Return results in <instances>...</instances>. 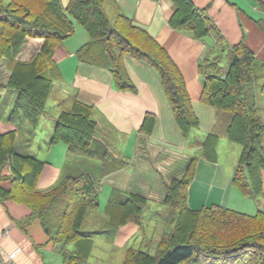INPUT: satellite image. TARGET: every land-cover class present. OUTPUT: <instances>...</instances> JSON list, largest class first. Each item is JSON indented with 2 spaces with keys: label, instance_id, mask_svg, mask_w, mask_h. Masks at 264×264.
<instances>
[{
  "label": "trees",
  "instance_id": "16d2710c",
  "mask_svg": "<svg viewBox=\"0 0 264 264\" xmlns=\"http://www.w3.org/2000/svg\"><path fill=\"white\" fill-rule=\"evenodd\" d=\"M106 2L113 3L117 11L113 22L104 11ZM170 2V27L189 32L198 40L208 35L214 38L198 66L203 77L200 99L217 112L214 130L201 143V154L215 160L221 136L239 144L231 181L244 196L259 197L264 173V119L248 88L258 78L264 93V61L256 59L242 41L227 45L207 7L197 8L191 0ZM71 18L88 36L76 50L79 62L109 70L117 89L133 90L123 56L144 61L158 75L182 136L186 138L198 128L177 65L145 29L118 10L115 0H69L65 7L60 0H0V61L8 60V76L0 83V92L16 91L11 122L30 131L45 113L46 100L61 79L53 53L74 32ZM26 37L42 38L43 42L28 61H17L14 58ZM221 52L225 54V69L220 64ZM91 111L90 105L74 99L59 112L51 142L65 143L73 156L98 160L97 176L86 171L66 176L43 193L37 190L36 182L44 161L15 152V130L0 133V169L8 165L11 172L10 188L0 187V198L26 204L31 213L24 223L37 218L53 242L64 249L72 246V250H65L62 264L83 263L96 235L112 242L120 226H141L147 204V199L136 193L110 197L103 211V229L83 228L89 210L98 208L101 178L128 164L108 151L99 153L90 148L96 132ZM153 122L154 115L145 114L139 131L150 133ZM195 164L196 159L191 158L183 176L166 188L163 202L170 208L169 216L174 212L173 225L162 232L154 251L127 247L121 264H264V210L249 215L216 205L190 209L186 197Z\"/></svg>",
  "mask_w": 264,
  "mask_h": 264
},
{
  "label": "crops",
  "instance_id": "0c3cea01",
  "mask_svg": "<svg viewBox=\"0 0 264 264\" xmlns=\"http://www.w3.org/2000/svg\"><path fill=\"white\" fill-rule=\"evenodd\" d=\"M60 1L65 7L69 0ZM191 1L197 8L207 7L208 15L227 45L242 41L256 59L264 61V0ZM115 3L118 10L132 19L136 26L145 29L177 65L190 97L192 111L198 118V128L186 138L182 136L158 75L144 61L129 55L123 56L124 69L133 90L117 89L109 70L79 62L75 56L78 44H67V41L73 37L82 45L88 36L82 29L75 28L69 37L56 46L53 53L61 73L59 87L62 94L58 97V109L67 108L74 99L90 105L91 117L96 122L90 148L99 150L100 145H105L102 152L108 151L115 158L128 163L126 167L101 178L98 208L102 205L101 210L104 211L110 197H126L129 193L143 195L148 198L147 202L150 200L164 204V183L182 177L188 161L195 158L193 178L187 190L190 208L216 205L249 215L263 209L264 173L259 196L261 199L241 194L231 181L237 164L235 153L239 150L231 147L234 158L224 165L226 157L221 159L218 150L220 140H226L224 136L220 137L216 146L215 160H205L201 154V143L205 135L214 130L217 112L200 99L203 77L198 66L214 44V38L208 35L198 40L189 32L170 27V0H115ZM42 42V38L26 37L18 57L27 60L39 50ZM224 64L222 67L225 69L226 61ZM7 76L8 70L6 75L0 76V83H5ZM145 114L154 115L153 126L148 134L139 131ZM41 117L44 118V114ZM33 129V138L37 139ZM11 130L16 132L14 150L23 154L15 147L18 134L14 123H5L0 117V133ZM224 142L222 145L226 144ZM46 144L42 152L44 165L36 182L37 190L42 193L66 176L76 175L63 168L66 157L71 155L67 145L63 142ZM10 175L9 166L4 165L0 169V187L10 188ZM30 213L31 209L26 204L0 198V264H6L4 261L10 257L15 264H62L67 249L50 239L37 218L24 223ZM102 221L103 217L99 222L101 227ZM137 228L138 225L134 223L120 226L114 241L130 238Z\"/></svg>",
  "mask_w": 264,
  "mask_h": 264
},
{
  "label": "rangeland",
  "instance_id": "374dc122",
  "mask_svg": "<svg viewBox=\"0 0 264 264\" xmlns=\"http://www.w3.org/2000/svg\"><path fill=\"white\" fill-rule=\"evenodd\" d=\"M107 3H110V4H107ZM260 7L262 8V6ZM104 11L106 15L108 16V18L113 22V18L117 12L115 7H113V3L106 2L104 6ZM71 20L73 22L74 29L76 28V29L83 30V28L73 18H71ZM67 44H75V45L78 44L77 49L81 46V43L79 44L76 41V39L73 37H70L68 39ZM20 50L21 48L19 49V51ZM19 51L17 52L14 58L17 61H22V62L28 61L32 57L31 56L27 60H22L18 57ZM220 54H222V57L220 59L221 60L220 64L223 65L225 63V54L224 52H221ZM7 63H8L7 59H2L0 61V76L1 77L7 74ZM260 84H261V80L257 78L250 85V87L248 88V91L256 107L258 108V112L260 116L264 118V94L260 92L261 91ZM59 86H60L59 81L54 83L52 92L50 93V95L48 96L46 100L45 113H44L45 117L44 118L41 117L38 124L33 129L34 130L33 132L35 134V137H37V139L33 138L34 136L31 131L32 129L29 131L27 130V127H25V125L22 126L16 121L11 122L9 119L11 116L13 102L16 96V91L3 89L0 92L1 94L0 117L3 118V122L5 123H7L8 121H10L11 123H14L17 129V134H18L17 135V146L15 147H18L17 149L22 151L23 154L33 156L39 160H43L44 157L42 155V152L44 151V147L47 146L46 143L51 142L52 133H53V130L56 124L55 122L61 110V109H58L59 107L58 97L62 94L60 93ZM27 133H28L27 135L28 140L25 139V135ZM28 141H30V143ZM220 141L221 142H219L218 150H219V156L221 157V159H223V157H226V162L224 163V165H226L227 163H230L231 162L230 159L234 158V150L231 147H236L237 151L239 150L238 153H235V158H236V163H237V160H238L237 158H238V155L241 149L240 145L230 142L227 139L220 140ZM222 141H225L224 143L226 144L222 145ZM99 147H100L99 150L94 149V151L101 153L103 149H105L106 146L100 145ZM192 155L194 154L192 153ZM204 159L208 160L206 158ZM64 164H65V166L63 167L64 170L70 171L72 174H79L83 171H87V172H90L93 176H95L97 169H98L99 162L98 160H91V159L80 157L77 155H74V156L69 155L66 157ZM226 168H229V167H225V169ZM173 179H177V178H173ZM170 182L164 183L165 191H166V188L169 186ZM145 198L148 200L147 197ZM256 198L258 199L260 197H256ZM186 204H187V197H186ZM101 208H102V205L100 208L89 210V212L86 215L85 221H84V227H83L84 229L97 231L102 228L101 224H99L102 217H104L103 209L101 210ZM193 210H197V209H193ZM263 210H264V207H263ZM170 212H171L170 208H168L166 204H161V203L157 204L149 200V202H147V204L145 205L142 211V215H141L142 224L141 226H138V228L135 230V233L130 238L123 240V241L116 240L112 242H107L100 236H96L94 238L90 254L88 255L87 259L83 263H80V264H121L126 248L130 246L133 248L141 249L143 251H148L149 253H152L155 249L156 242L159 240L162 232L170 229L171 226L173 225L172 223H173V218H174L173 217L174 212L173 214L169 216ZM98 214H99V217H98ZM66 248L67 250H72V246L70 244L67 245Z\"/></svg>",
  "mask_w": 264,
  "mask_h": 264
},
{
  "label": "built area",
  "instance_id": "2783aa9c",
  "mask_svg": "<svg viewBox=\"0 0 264 264\" xmlns=\"http://www.w3.org/2000/svg\"><path fill=\"white\" fill-rule=\"evenodd\" d=\"M3 260H4V259H3ZM4 262H5L6 264H15L14 261L11 259V257L8 258V259H6Z\"/></svg>",
  "mask_w": 264,
  "mask_h": 264
},
{
  "label": "bare ground",
  "instance_id": "6f19581e",
  "mask_svg": "<svg viewBox=\"0 0 264 264\" xmlns=\"http://www.w3.org/2000/svg\"><path fill=\"white\" fill-rule=\"evenodd\" d=\"M142 141V140H141ZM264 207V206H263ZM114 220V219H113ZM116 220V219H115Z\"/></svg>",
  "mask_w": 264,
  "mask_h": 264
}]
</instances>
